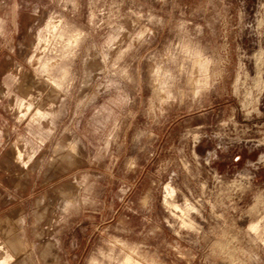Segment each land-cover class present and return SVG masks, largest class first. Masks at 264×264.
<instances>
[{
  "label": "rangeland",
  "instance_id": "374dc122",
  "mask_svg": "<svg viewBox=\"0 0 264 264\" xmlns=\"http://www.w3.org/2000/svg\"><path fill=\"white\" fill-rule=\"evenodd\" d=\"M0 264H264V0H0Z\"/></svg>",
  "mask_w": 264,
  "mask_h": 264
},
{
  "label": "bare ground",
  "instance_id": "6f19581e",
  "mask_svg": "<svg viewBox=\"0 0 264 264\" xmlns=\"http://www.w3.org/2000/svg\"><path fill=\"white\" fill-rule=\"evenodd\" d=\"M23 246V245H22Z\"/></svg>",
  "mask_w": 264,
  "mask_h": 264
}]
</instances>
